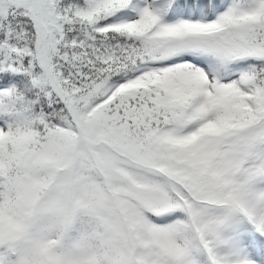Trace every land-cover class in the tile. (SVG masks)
Listing matches in <instances>:
<instances>
[{
  "label": "snow or ice",
  "instance_id": "6c2138e0",
  "mask_svg": "<svg viewBox=\"0 0 264 264\" xmlns=\"http://www.w3.org/2000/svg\"><path fill=\"white\" fill-rule=\"evenodd\" d=\"M0 264H264V0H0Z\"/></svg>",
  "mask_w": 264,
  "mask_h": 264
}]
</instances>
